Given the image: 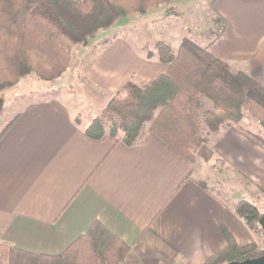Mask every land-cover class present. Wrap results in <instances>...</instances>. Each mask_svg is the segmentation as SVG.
I'll use <instances>...</instances> for the list:
<instances>
[{
    "label": "crops",
    "instance_id": "obj_1",
    "mask_svg": "<svg viewBox=\"0 0 264 264\" xmlns=\"http://www.w3.org/2000/svg\"><path fill=\"white\" fill-rule=\"evenodd\" d=\"M213 9L226 21L215 55L232 72L245 66L264 83V0H214ZM112 42L86 71L100 101H34L0 138V243L56 256L100 222L130 248L124 264H205L227 245L222 227L241 246L256 242L235 213L240 200L201 184L207 178L201 161L183 157L150 125L133 145L122 133L99 140L86 134L128 81L147 85L168 70L157 55ZM211 138L207 153H199L204 163H223L264 185V149L251 137L226 127Z\"/></svg>",
    "mask_w": 264,
    "mask_h": 264
},
{
    "label": "trees",
    "instance_id": "obj_2",
    "mask_svg": "<svg viewBox=\"0 0 264 264\" xmlns=\"http://www.w3.org/2000/svg\"><path fill=\"white\" fill-rule=\"evenodd\" d=\"M170 1L0 0V92L15 87L27 75L47 83L60 79L70 67L73 47H87L120 20L146 14ZM225 29V19L217 15L208 46L185 39L174 50L157 41L155 51L168 65L167 72L147 85L128 81L93 119L86 134L99 140L122 133V141L133 145L149 124L153 134L194 163L195 153L207 142L208 134L223 127L239 128L245 108L252 109L264 126V83L244 70L232 72L228 62L213 51ZM13 122L4 127L0 138ZM243 132L264 146L259 135ZM259 189L264 196V186ZM234 210L252 232L264 234L260 225L264 212L255 202L240 200ZM221 232L227 245L205 264L255 257L257 243L241 246L227 228L222 227ZM129 250L96 222L56 256L25 252L2 242L0 264H120Z\"/></svg>",
    "mask_w": 264,
    "mask_h": 264
},
{
    "label": "rangeland",
    "instance_id": "obj_3",
    "mask_svg": "<svg viewBox=\"0 0 264 264\" xmlns=\"http://www.w3.org/2000/svg\"><path fill=\"white\" fill-rule=\"evenodd\" d=\"M213 2L214 0H172L150 9L146 14H136L124 18L113 27L103 31L87 47H73L70 67L60 79L47 83L38 79L36 75L23 77L15 87L0 92V99L3 100V108L0 111V134L4 127L15 119L21 109L37 100L62 98L70 101H88L89 99L90 101H93L91 99L100 101L101 99L99 100L96 93H93L94 89L87 80L86 71L98 56L108 50L111 44L114 43L113 40H125L136 49L135 52L150 58L153 54L157 55L155 43L160 40L169 45L171 43L178 45L185 39H191L201 46H208L211 42L209 31L214 27V21L219 15L213 9ZM239 70L246 71L245 66ZM67 89H77V91L68 93ZM83 95H86V97H81ZM104 98L106 97L104 96ZM224 128L226 127L221 130ZM239 128L242 133L247 131L259 135L264 141V126L252 109L245 108L244 118L239 124ZM221 130L216 133H209L207 142L195 153L194 163L200 160L207 174V178L203 182L204 185H211V189L222 193L225 198H233L234 201L246 199L255 202L264 212V196L259 189L260 186L264 185L256 184L246 174L238 175L235 173L236 175H234L233 172L225 169L223 163H204V160L199 158L200 151L212 139L211 137L215 138ZM251 138L253 139V137ZM253 142L264 149V146L255 139H253ZM203 152L207 153L202 151V154ZM207 163L214 164L216 168L211 170L208 168L209 165L206 168L205 164ZM214 183H217V185ZM253 235L257 237L255 243L258 245V249L253 254L256 257L264 252V234L259 231L258 233L253 232ZM125 260L126 258L120 264H124Z\"/></svg>",
    "mask_w": 264,
    "mask_h": 264
},
{
    "label": "water",
    "instance_id": "obj_4",
    "mask_svg": "<svg viewBox=\"0 0 264 264\" xmlns=\"http://www.w3.org/2000/svg\"><path fill=\"white\" fill-rule=\"evenodd\" d=\"M2 108H3V100L0 99V111L2 110ZM260 225L264 230V217L261 219ZM227 264H264V252L258 257L248 258L243 261H234Z\"/></svg>",
    "mask_w": 264,
    "mask_h": 264
}]
</instances>
